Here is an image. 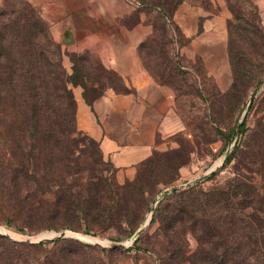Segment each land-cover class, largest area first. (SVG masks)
I'll return each instance as SVG.
<instances>
[{"label":"rangeland","instance_id":"obj_1","mask_svg":"<svg viewBox=\"0 0 264 264\" xmlns=\"http://www.w3.org/2000/svg\"><path fill=\"white\" fill-rule=\"evenodd\" d=\"M225 1L232 14L228 19V31L229 21L234 17L230 4L235 2L233 6L241 9L250 23H255L256 28L248 26L247 32L253 35L255 29L257 43L250 45L234 40L235 49L247 50L248 56L240 60L242 72L236 76L230 60L231 81L223 84V87L213 81L214 78L203 68L197 67L191 71L184 67L185 59L177 48L184 40L181 30L173 21L174 12L181 2L174 8L176 0H137L135 18L121 20L130 27L137 23V13H149L147 22L153 31L140 43L141 56L159 81L165 80V83L176 89L177 104L188 129L186 134L176 137L175 147L159 150L151 159L137 165L131 174H127L104 156L98 140L78 128L77 100L73 90L75 85H81L86 90L117 85L116 75L105 67L96 54L69 48L68 42L71 40L68 38L72 36L67 31L56 34V21L51 19L44 2L0 0V48L13 46L25 50L31 43L30 39L33 40L35 18L43 20L51 40L59 46L57 51L50 46L49 58L55 63L60 61L68 89L73 95L74 106L64 105L62 110L68 115L75 113V131L70 135L60 136L57 129L55 131V125L48 126L53 134L44 144L43 164L39 171H36L37 146L35 149L32 146L39 143L31 136V132H21L19 145L9 147V153L12 151L16 155L14 159L22 162V166L18 168V184L0 181L1 235L13 240L29 241L26 239H35L44 231H53V235H58L62 230H69L74 235L68 237L94 243L98 247L110 248L116 244L118 250L97 251L101 257L96 259L97 264H165L168 240L160 229V216L155 212L156 207L166 196L163 201L176 199L177 195L172 197L174 188L180 191L194 189L198 199L209 202L207 212L213 222V235L205 234L201 211L194 212L191 221H177L175 231L169 233L178 249L182 250L180 258L185 260L179 261L177 258L174 264L264 263L259 261L264 258L262 244L259 245L260 249H243L242 255L225 253L224 243L227 240L256 242L261 238L264 242V232L261 236L257 234L261 225L264 230V155L258 145L260 138H264V78L254 77V73L260 74L264 67L263 14L253 0ZM8 33L13 42L7 40ZM143 42L147 45L141 49ZM171 45L175 46L172 47L173 52ZM56 108L58 106L54 108V115ZM244 120L246 124L243 128ZM63 126L69 128L66 122L61 124L60 129ZM95 175L104 176L116 184H129L123 207L124 211L130 213L129 217L135 220L133 224H129L121 215L113 222V227L104 231L93 229V233L96 231L93 234L85 232L84 220L74 213L52 215L50 210L54 207L58 183H62L67 192L78 189L88 196L86 179ZM237 179L247 184L251 193L246 207L234 203L232 211L239 221L237 227L230 231L225 212L229 202L215 201L218 199L217 192L228 190ZM103 192L89 195L88 200L84 201L75 196L67 205L74 208L79 203L80 207L99 209L106 202L109 203L106 198H100ZM238 198L246 204L240 196ZM231 201L234 202L235 198L231 197ZM148 220L149 223L145 224ZM65 221L81 228H47L48 225L60 226ZM20 227H24V231ZM237 228H240L239 233L245 234L237 235ZM140 229L139 241L135 244L138 236L134 237ZM213 242L219 244L218 251H215ZM206 254H209L207 262L203 260ZM227 256L229 258L225 262ZM80 259L85 264L88 261L84 256Z\"/></svg>","mask_w":264,"mask_h":264},{"label":"trees","instance_id":"obj_2","mask_svg":"<svg viewBox=\"0 0 264 264\" xmlns=\"http://www.w3.org/2000/svg\"><path fill=\"white\" fill-rule=\"evenodd\" d=\"M244 1L245 0H241V2ZM164 2H166V0H164ZM179 2H181V0H176L174 8H176L175 6H177ZM234 4H230L234 17L229 21V54L236 76L242 72L240 60L248 56V52L247 50L235 49L234 40L246 42L250 45H255L257 42L255 41V29L252 31L253 35L247 32L248 26L256 28L255 23H250L245 13L241 9L238 10L233 6ZM34 24L36 28L32 34L33 40L30 39L32 44L30 43V45H27L25 50H19L13 46L0 48L1 183L10 182L18 184V168L22 166V162L17 160V158L14 159L16 155L14 156L12 151L11 154L9 153V147L12 146L15 148V144L19 145L21 132H31V136H34V140L39 143L38 145H32L33 149L37 146L36 171H39V167L43 164L42 154L44 144L49 141L53 134L48 126L55 125V131L57 129L60 136L61 134L70 135L75 131V113L73 112L72 115H68V113L62 110V106L64 105L74 106L73 95L66 83L65 71L60 61H56V63L54 61L52 62L48 54V51L51 49L50 46L55 47V51H57L59 46L55 45L51 40L43 20L36 17ZM7 40L13 42L10 34L7 36ZM146 45L147 43L143 42L141 44V49ZM254 77L259 79L264 78V67L260 74L254 73ZM163 82H165V80H163ZM55 106H58V108H56L54 115L53 111ZM65 122L68 123L69 128L63 126L62 129H60L61 124ZM245 124L246 122L244 120L243 128ZM241 131H244V129ZM259 141L258 145L261 149L260 152L264 155V138H260ZM6 146H8V148L4 152ZM154 155H156V153ZM58 185L59 187H57L55 195L56 198L53 202L54 207L50 212L54 217L60 215L66 216L70 213L78 215L79 218H82L85 222L86 228L84 230L86 233H93V229L96 231H104L113 227V222L118 220L121 215L124 216L129 224L135 222V220L129 217L130 213L124 211L123 207L126 203L124 199L126 198L129 184H116L109 181L104 176L95 175L94 177H87L86 187L88 196L78 189H74L73 192H67V189L63 187L62 183H58ZM97 190L99 192L104 191L100 198H106L109 201V203L106 202L104 207H99V209L90 208L89 206L80 207L78 203V206L73 208L67 205L68 201H73L75 196L83 201L88 200L89 195L95 196L98 194ZM108 191L110 193L106 194ZM250 193V187L247 184H243L240 180L238 181V179L234 184H230L228 190H220L217 192L216 196H218V199L215 201L216 203L222 201L229 202L227 203L229 205L225 206V212L230 225V231L232 228L237 227L239 221L232 211L234 203L238 202L246 207L249 203ZM174 195H177L176 199L171 202L163 201L167 196L164 197L155 210L157 215L160 216V229L165 233L168 240L165 264H174L177 258L179 261L185 260V258H180L182 250L180 251V249H178L169 233L175 231L177 221H191L193 213L201 211L205 234L213 235V228L211 226L213 222L209 218L207 212V205L209 202L204 199H198L194 189L180 191L178 188H174L172 197ZM239 196L246 204L240 202ZM231 197L235 198L234 202L231 201ZM167 199H170V197ZM258 221H260L259 218ZM47 228H56L57 230L60 228H71L77 230L81 227L65 221L60 226L48 225ZM20 229L24 231V227H20ZM239 231L240 228H237V235L245 234L244 232L239 233ZM95 232L93 234H95ZM263 232V226L261 225L257 229V234L261 236ZM259 239L260 241L256 242L248 240L243 241L242 239L233 241L227 240L224 243L226 248L225 253H229V255L232 254V256L236 253L242 255L243 249L249 251L260 249L264 247V242L261 238ZM138 241L139 236L135 239L134 243L136 244ZM212 244H214L215 251H218L219 244L215 242ZM261 244L262 246L259 247ZM99 250L101 252H109L118 250V247H98V245L94 243H87L73 237H58L48 241L30 242L13 240L0 234V264H85L80 259L82 256L88 260L86 264H97L96 259H101L98 255L99 252H97ZM228 258L229 256H227L225 262ZM213 259L214 257L211 261ZM203 260L207 262L209 260V254L204 255ZM259 261L263 262L264 258Z\"/></svg>","mask_w":264,"mask_h":264},{"label":"crops","instance_id":"obj_3","mask_svg":"<svg viewBox=\"0 0 264 264\" xmlns=\"http://www.w3.org/2000/svg\"><path fill=\"white\" fill-rule=\"evenodd\" d=\"M35 1L46 4L57 35L72 36L70 49L96 54L118 79L117 85L97 90L73 86L78 128L99 141L104 156L131 174L159 150L175 147L176 137L188 132L176 89L149 71L139 50L153 31L149 13H137L130 27L121 22L135 18L137 0ZM253 1L264 24V0ZM231 15L225 0H183L173 15L184 40L177 46L184 67L203 68L221 87L231 81Z\"/></svg>","mask_w":264,"mask_h":264},{"label":"water","instance_id":"obj_4","mask_svg":"<svg viewBox=\"0 0 264 264\" xmlns=\"http://www.w3.org/2000/svg\"><path fill=\"white\" fill-rule=\"evenodd\" d=\"M254 94H255V92L252 94L251 101L254 97ZM233 138L235 139V136ZM147 223H149V221ZM141 231H142V229H140L136 233L134 238H136L140 234ZM53 234H54L53 231H44V232H41L35 239H26V240H29L30 242H39V241H48V240L56 239L58 237H68L69 235H74V233L69 231V230H62L58 235H53ZM95 242L97 243V241H95ZM114 246H116V244H114Z\"/></svg>","mask_w":264,"mask_h":264},{"label":"bare ground","instance_id":"obj_5","mask_svg":"<svg viewBox=\"0 0 264 264\" xmlns=\"http://www.w3.org/2000/svg\"><path fill=\"white\" fill-rule=\"evenodd\" d=\"M233 141H234V138H232L231 142H233ZM148 221H149V220H148ZM148 221H147V222H148ZM147 222H145V224H146ZM0 228H1V227H0ZM1 229H3V227H2Z\"/></svg>","mask_w":264,"mask_h":264}]
</instances>
